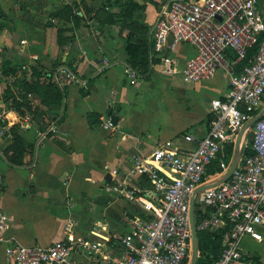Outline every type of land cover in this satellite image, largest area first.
Masks as SVG:
<instances>
[{
	"label": "crops",
	"instance_id": "0c3cea01",
	"mask_svg": "<svg viewBox=\"0 0 264 264\" xmlns=\"http://www.w3.org/2000/svg\"><path fill=\"white\" fill-rule=\"evenodd\" d=\"M133 1L144 5L134 14L141 25L134 43L150 48V70L132 83L125 74L128 66L133 68L126 50L129 29L110 24L100 29L92 17L75 27L74 22L53 15L64 5L60 0H0V100L21 94L18 83L10 84L5 71L30 62L39 63L43 73L73 64L86 82L59 87L61 102L44 103L33 93L28 97L31 111L19 106L7 110V125L0 128V205L10 219L4 230L8 241L0 242V264H16L6 252L11 245L45 247L66 240L69 233L101 243L103 254L119 255L112 235L131 231V219L144 210L141 202L115 188L127 187L151 197L148 182L133 172L136 158L149 157L167 140L192 148L184 136L205 137L213 116L212 99L228 94L230 83L223 69L211 79L184 81L185 63L195 54L190 45L172 48L169 43L161 52L154 50L158 10L167 0ZM84 2L93 14L104 12L105 0ZM260 7L264 13V0ZM106 57L110 65L104 67ZM24 78L32 83L37 77L31 70ZM40 81L50 82L44 74ZM105 117L116 119L114 129L104 126ZM15 125L29 145L21 164L9 159ZM52 127L56 132L40 135ZM249 134L243 135L242 150ZM239 139L231 145L232 155ZM224 156L215 160L217 167ZM214 172H207L212 182L219 180ZM242 246L264 264V241L246 238ZM74 259L78 264H102L100 255L94 259L76 253Z\"/></svg>",
	"mask_w": 264,
	"mask_h": 264
},
{
	"label": "built area",
	"instance_id": "2783aa9c",
	"mask_svg": "<svg viewBox=\"0 0 264 264\" xmlns=\"http://www.w3.org/2000/svg\"><path fill=\"white\" fill-rule=\"evenodd\" d=\"M60 1L69 4L73 0ZM154 30L153 48L157 52L169 43L172 48L179 43L196 48L183 68L185 82L197 83L213 78L220 69L226 71L230 90L224 98L212 99L213 116L208 133L202 139L186 134L184 139L192 148L167 140L149 157L136 158L133 172L145 178L152 196H139L127 187L115 188L141 202L144 210L131 219V231L112 235L120 249L119 255L103 254L101 243L69 233L66 240L45 247L21 244L7 247L8 256L16 264H78L74 259L76 253L94 259L100 255L102 264H191L195 248L193 199L197 238L200 230L223 236V248L211 264H263L246 253L242 243L246 238L264 241V118L253 125V153L245 156L242 150L226 181L207 187L195 196L198 188L213 181L207 177L209 166L225 154L228 146L238 142L245 125L264 108V13L260 0H167L159 7ZM261 36L263 41L251 64L238 70V63L247 58ZM229 49L236 54V59L228 58ZM30 63L22 64L15 74L8 75L9 83L24 78L31 71ZM102 65L109 66V58H104ZM125 74L132 83L138 76L129 66ZM47 77L60 88L86 84L67 65H60ZM32 96L33 93H28L29 98ZM11 104L12 99L0 100V128L5 129L7 125L5 120ZM103 123L106 128L116 127L112 117L103 118ZM50 131L56 132V129L52 127L40 135L46 136ZM233 158L234 155L229 162L221 159L220 170L214 172L215 179L227 173ZM2 191L0 175V197ZM197 210L201 212L198 223ZM9 219L0 205V242L8 241L4 230ZM200 257L198 247L196 264Z\"/></svg>",
	"mask_w": 264,
	"mask_h": 264
},
{
	"label": "trees",
	"instance_id": "16d2710c",
	"mask_svg": "<svg viewBox=\"0 0 264 264\" xmlns=\"http://www.w3.org/2000/svg\"><path fill=\"white\" fill-rule=\"evenodd\" d=\"M114 8H120L119 12H114ZM144 8V5H140L139 3L129 0L122 2L121 0H105L103 3L104 12L101 14L100 12L93 14V9L84 2V0H73L72 3L64 4L57 11L53 12V15L59 17L60 19H64L65 21H72L75 23V27L81 26L84 22H88L89 18L92 17L93 21L98 23V27L100 29H104L105 25H119L120 29L123 31L125 29H129V33L127 35V45L126 50L128 54V63L130 66L134 68L138 75L147 74L150 68V48L146 45H143L142 42L140 45L134 43V35L138 32L141 25L139 21L134 18V14L137 10H141ZM80 11L83 14H80ZM63 30L59 31L60 36H62ZM263 41V36L260 37L258 42L249 50L247 58L243 59L238 63V70L242 67L251 64L252 57L254 53H256ZM227 56L230 60L236 59V54L229 49L227 52ZM39 63L31 64L32 75L37 77L32 83H30L27 78H20L15 83H18V88L21 90L20 96H9L5 99L6 102H9L10 99L13 98V102L11 106H19L25 107L26 109L31 111V102L28 100V93H36L40 97H42V101L44 103L50 102H61L63 99V91L59 88V86L53 81L52 78H48L50 81L47 83H42L40 81L41 76L48 75L49 73H43L39 70ZM65 64V63H64ZM21 66V65H20ZM19 66V67H20ZM70 68H73V64L68 65ZM10 69V71H5L6 75L15 74L18 70ZM109 115L112 112L108 113ZM38 116L35 113V117ZM34 117V119H35ZM264 118V115L261 117ZM19 125H15L11 128V131L14 135L13 144L11 146V150H13L12 155L9 157L10 161L14 164L22 163V156L25 152V148L29 147V145L25 142V140L19 134ZM250 140V147L244 148V155H251L252 152V143L253 137ZM233 147L230 145L226 149L225 156L223 157L226 162H229L232 157ZM221 156V155H220ZM219 156V157H220ZM212 167H215L214 171L220 169L217 167L216 162H213ZM220 164V163H219ZM211 172V171H210ZM213 172V171H212ZM200 211L197 210V223L198 217L200 215ZM198 247L201 251V258L198 261V264H211L217 257L221 249L223 248V236L218 232H208L200 230L198 232Z\"/></svg>",
	"mask_w": 264,
	"mask_h": 264
},
{
	"label": "water",
	"instance_id": "95a60500",
	"mask_svg": "<svg viewBox=\"0 0 264 264\" xmlns=\"http://www.w3.org/2000/svg\"><path fill=\"white\" fill-rule=\"evenodd\" d=\"M264 115V108L262 109V111L257 115L255 116L253 119H251L244 127L243 131L241 132V135H240V139H239V143L237 145V148H236V152L234 154V158H233V161H232V164H231V167L230 169L227 171V173L219 180L215 181V182H212V183H208L206 185H203L201 186L200 188H198L195 192V196L197 193H199L200 191L204 190L205 188L207 187H211V186H214V185H217L219 184L220 182L222 181H226L230 175L232 174L233 170L235 169L237 163H238V159H239V156L241 154V141L243 139V135L246 133V131L248 129H250L251 127H253V125L255 124V122L260 119L262 116ZM112 120L114 122V124L117 123L116 119L114 117H112ZM194 204H195V201L193 199L192 203H191V219L193 221V229H194V242H195V248H194V254H193V259H192V262L191 264H196L197 263V257H198V247L196 245V242H197V234H196V229H195V226H194Z\"/></svg>",
	"mask_w": 264,
	"mask_h": 264
},
{
	"label": "rangeland",
	"instance_id": "374dc122",
	"mask_svg": "<svg viewBox=\"0 0 264 264\" xmlns=\"http://www.w3.org/2000/svg\"><path fill=\"white\" fill-rule=\"evenodd\" d=\"M187 45H190V44H187ZM190 47H193L194 48V52L196 53V48L193 46V45H190ZM247 131H249L250 132V134L248 135L249 137V139H248V142L246 143H244V145H246V148H249L250 147V140L252 139L251 137H252V134L251 133H253V127H251L250 129H248ZM215 162H218V161H215ZM214 169H215V167H212V165L211 166H209V168H208V170H207V172H214ZM208 174V173H207ZM198 200H200V197H198ZM198 206V205H197ZM201 258V257H200Z\"/></svg>",
	"mask_w": 264,
	"mask_h": 264
}]
</instances>
